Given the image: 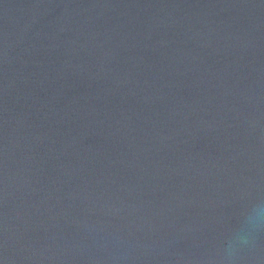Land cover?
I'll return each instance as SVG.
<instances>
[{
  "label": "water",
  "instance_id": "1",
  "mask_svg": "<svg viewBox=\"0 0 264 264\" xmlns=\"http://www.w3.org/2000/svg\"><path fill=\"white\" fill-rule=\"evenodd\" d=\"M258 207L264 0H0V264H264Z\"/></svg>",
  "mask_w": 264,
  "mask_h": 264
},
{
  "label": "clouds",
  "instance_id": "2",
  "mask_svg": "<svg viewBox=\"0 0 264 264\" xmlns=\"http://www.w3.org/2000/svg\"><path fill=\"white\" fill-rule=\"evenodd\" d=\"M254 211L257 213L258 216H264V208H259L258 207ZM244 242L247 243V240H245ZM232 251L233 250L230 249L228 252L231 253Z\"/></svg>",
  "mask_w": 264,
  "mask_h": 264
}]
</instances>
